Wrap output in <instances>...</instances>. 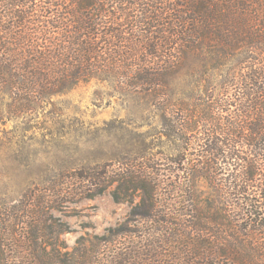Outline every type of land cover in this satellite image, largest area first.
<instances>
[{"label":"trees","instance_id":"1","mask_svg":"<svg viewBox=\"0 0 264 264\" xmlns=\"http://www.w3.org/2000/svg\"><path fill=\"white\" fill-rule=\"evenodd\" d=\"M203 48L227 56L264 54V0H0V99L9 100L4 113L18 119L43 111L92 81L163 99L184 59ZM238 78L231 99L209 103L205 94L197 117L187 113L203 128L189 161L185 150L144 163L138 156L117 167L59 171L52 195L35 198L39 211L26 212L35 218V249L40 226L49 222L46 210L69 203L61 195L77 204L109 191L130 210L102 241L116 247L121 236L128 246L103 261L81 257L87 264H264V64ZM164 106L178 111L184 104ZM222 114L231 120L212 126ZM162 127L169 140L173 129H199L175 125L165 112ZM222 171L226 178L219 180ZM53 257L54 264L64 263Z\"/></svg>","mask_w":264,"mask_h":264},{"label":"rangeland","instance_id":"2","mask_svg":"<svg viewBox=\"0 0 264 264\" xmlns=\"http://www.w3.org/2000/svg\"><path fill=\"white\" fill-rule=\"evenodd\" d=\"M183 63L163 99L145 92H123L115 83L92 81L54 98L43 111L18 119L4 113L8 97L0 99V264H37L40 256L54 264V255L63 264L84 263L81 257L85 255L91 262L103 261L113 251L128 246L121 236L116 243L122 244L116 247L102 241L110 229L123 223L130 210L126 203H115L109 191L77 204L70 203V196L66 199L61 195L62 201L69 203L59 211L46 210L49 222L40 226L38 238L42 240L37 249L31 243L35 218L26 212L39 211L34 209L35 198L52 195L49 189L62 169L102 163L117 167L138 156L144 163L152 155L167 159L169 154L180 155L185 150L186 161L194 158L198 153L195 137H200L198 131L203 128L196 118L187 119V113L197 117L196 105L201 99L206 101L205 94H209V103L217 97L231 99L238 75L249 66H262L264 54L241 50L227 56L203 48ZM220 92L229 93L217 96ZM168 103L184 106L178 111L177 106L165 109ZM173 110L177 113L168 114ZM164 112L175 125L199 129L193 134L173 129L174 139L169 140L163 133ZM217 117L219 122L212 121V126L223 128L226 120H231L226 114ZM226 174L222 171L219 180Z\"/></svg>","mask_w":264,"mask_h":264}]
</instances>
